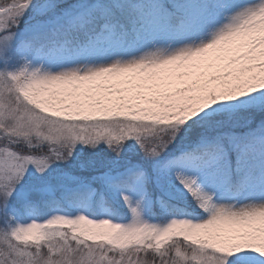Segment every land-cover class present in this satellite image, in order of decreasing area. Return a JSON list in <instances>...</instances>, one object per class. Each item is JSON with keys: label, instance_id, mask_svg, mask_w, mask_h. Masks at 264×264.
<instances>
[{"label": "snow or ice", "instance_id": "snow-or-ice-1", "mask_svg": "<svg viewBox=\"0 0 264 264\" xmlns=\"http://www.w3.org/2000/svg\"><path fill=\"white\" fill-rule=\"evenodd\" d=\"M0 264H264V0H0Z\"/></svg>", "mask_w": 264, "mask_h": 264}]
</instances>
